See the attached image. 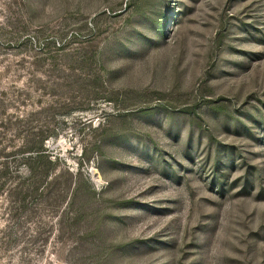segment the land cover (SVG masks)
Wrapping results in <instances>:
<instances>
[{"label":"rangeland","instance_id":"obj_1","mask_svg":"<svg viewBox=\"0 0 264 264\" xmlns=\"http://www.w3.org/2000/svg\"><path fill=\"white\" fill-rule=\"evenodd\" d=\"M0 264H264V0H0Z\"/></svg>","mask_w":264,"mask_h":264},{"label":"trees","instance_id":"obj_2","mask_svg":"<svg viewBox=\"0 0 264 264\" xmlns=\"http://www.w3.org/2000/svg\"><path fill=\"white\" fill-rule=\"evenodd\" d=\"M45 140V139H44ZM36 152H38V154L36 155V159H39V158H41V156L43 155L42 154V150H40V151H36ZM41 153V154H40ZM29 170V169H28Z\"/></svg>","mask_w":264,"mask_h":264}]
</instances>
